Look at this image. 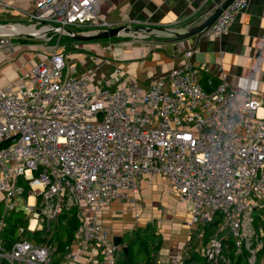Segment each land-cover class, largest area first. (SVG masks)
<instances>
[{"label": "built area", "instance_id": "obj_1", "mask_svg": "<svg viewBox=\"0 0 264 264\" xmlns=\"http://www.w3.org/2000/svg\"><path fill=\"white\" fill-rule=\"evenodd\" d=\"M249 4L236 0L206 35H227ZM0 9L27 22L13 30L32 29L18 36L47 45L50 35L70 38L66 29L117 27L99 0H35L30 12L0 0ZM18 36L1 33L0 52ZM61 49L0 91V264H120L127 243L115 245L103 217L127 203L138 220L142 184L158 178L188 206L193 233L155 264H184L193 238L205 264H264V94L225 81L208 92L189 62L148 89L107 81L96 92ZM14 214L27 225L11 240ZM63 215L78 222L71 242L56 239L68 229Z\"/></svg>", "mask_w": 264, "mask_h": 264}, {"label": "crops", "instance_id": "obj_2", "mask_svg": "<svg viewBox=\"0 0 264 264\" xmlns=\"http://www.w3.org/2000/svg\"><path fill=\"white\" fill-rule=\"evenodd\" d=\"M5 1L25 12L32 11L35 6V0ZM99 3L101 18L117 27L181 29L197 19L212 0H99ZM26 24L19 12L4 13L0 9V27ZM0 30H6L5 35L10 34L7 29ZM49 38L54 41L49 45L60 42L67 63L76 65L80 76L88 78L96 92L107 81L112 83L113 89L134 83L148 89L189 62L201 72L202 80L208 77L218 84L225 81L234 87L248 83L259 94H264V0H250L249 7L236 15L227 35H204L199 42L191 39L182 44H170L149 38L121 37L113 41L92 42V52H85L84 44H81L84 51L74 52L72 46L75 41L72 39L62 37V40L57 35ZM14 42L16 47L13 51L7 54L0 52V91L30 73L49 51L43 40L16 38ZM92 58L102 61L94 63ZM103 60H109L111 64L107 66ZM116 69L120 70L118 77ZM142 185L136 203L142 201L145 208L136 206L140 216L138 220L130 204L116 203L104 215L103 222L113 230L115 237L127 243L129 237H136L138 233L148 236L151 226L157 230L161 223L163 229L170 217V226L174 231L181 230L184 240L179 237L177 241L166 244L159 238L157 245L161 243V247L154 256H174L189 241L191 215L188 206L185 205V210L181 211L170 183L164 178H158L152 184L145 181ZM151 196L153 199H148ZM161 218L166 221L164 224L160 222ZM155 235L157 237L156 232Z\"/></svg>", "mask_w": 264, "mask_h": 264}, {"label": "water", "instance_id": "obj_3", "mask_svg": "<svg viewBox=\"0 0 264 264\" xmlns=\"http://www.w3.org/2000/svg\"><path fill=\"white\" fill-rule=\"evenodd\" d=\"M236 0H212V3L195 19L189 22L181 29H164L152 27L131 28L120 26L110 30H102L98 33L85 35L66 29L70 38L78 43L106 42L119 39L121 37H140L155 39L170 44H182L191 39H196L197 42L207 34L208 31L216 24L223 13L234 4ZM197 21L200 23L196 24ZM2 29L13 30V26L0 27ZM12 34H9V36ZM12 36H18L12 35ZM19 38H29V36L21 35ZM122 238L115 237L114 243L120 246ZM158 244V241L156 242ZM126 252V251H125ZM197 264V263H196Z\"/></svg>", "mask_w": 264, "mask_h": 264}, {"label": "trees", "instance_id": "obj_4", "mask_svg": "<svg viewBox=\"0 0 264 264\" xmlns=\"http://www.w3.org/2000/svg\"><path fill=\"white\" fill-rule=\"evenodd\" d=\"M201 83L203 89L208 92L212 91L219 85L217 81H213L208 77L203 78ZM61 219L67 221L68 229L66 230L64 235H57L56 239L62 242V240L66 238L68 242H71L74 237V231L77 229L78 222L76 221L75 217L70 218L66 215H63ZM26 225L27 222L20 214H14L9 220L11 240L15 238L18 228ZM158 240L159 238L156 237L155 234L149 237L141 236L138 233L136 237H129L126 240V252H123L120 264H155L157 257H155L154 254L159 251L161 247V243L159 245L156 244ZM196 250L197 240L193 238L191 244L188 247V252L184 264H200L199 262H197Z\"/></svg>", "mask_w": 264, "mask_h": 264}, {"label": "rangeland", "instance_id": "obj_5", "mask_svg": "<svg viewBox=\"0 0 264 264\" xmlns=\"http://www.w3.org/2000/svg\"><path fill=\"white\" fill-rule=\"evenodd\" d=\"M15 26V25H14ZM71 29H73L74 31H76V32H78L79 31V29H77V28H71ZM55 37V36H54ZM57 38H59V35H57ZM128 38V37H127ZM131 38V37H130ZM71 39V38H70ZM62 40H63V38H62ZM74 41V40H73ZM52 42H54V41H52ZM51 42V43H52ZM107 42V41H106ZM75 43H77L76 41L74 42V44H73V46H72V48H73V51L74 52H80V51H77V50H75L74 49V45H75ZM81 44V43H80ZM92 44H94V43H84V45H83V47H84V50H86L85 52H92L93 50L90 48V47H92L91 45ZM53 46H55L54 45V43L53 44H51V45H48L47 46V48H51V47H53ZM84 50H82L81 52H83ZM148 199H153V196H151V197H149ZM154 201V200H153ZM148 202V201H147ZM177 203H178V201H176ZM153 203V202H152ZM138 208L139 209H142V208H145V204H143V202L141 201V202H138ZM142 206V207H141ZM178 206H180L179 208L181 209V211H184L185 210V204H182V203H180L179 202V205ZM154 209H155V207H154ZM172 219L170 218V217H168L167 219H166V221H164V218H161V220H160V222H162L163 224L166 222V224H165V227L163 228V229H161L162 228V225H161V223L158 225V227L160 226V228L159 229H155V227L154 226H151L150 227V230H149V232H148V236L149 237H151L153 234H155V232L157 233V237L158 238H160L161 240H160V242H165L166 244H168V243H170V242H174V241H177L178 240V238L179 237H181V239L182 240H184V235H183V233H182V231L180 230H176V231H174L173 229V227H171L170 226V221H171ZM173 222V221H172ZM157 226V225H156ZM188 230H189V235H191V233H193V231L192 230H190V228L188 227ZM189 235H188V237H189ZM126 240V239H125ZM159 241V240H158ZM177 243H179V242H177ZM186 246V245H185ZM185 246H183V248L185 247ZM183 248L180 250V251H182L183 250ZM179 251V252H180ZM178 252V253H179ZM197 257V256H196ZM197 262H199L200 264H205V261L202 259V258H199V257H197Z\"/></svg>", "mask_w": 264, "mask_h": 264}, {"label": "bare ground", "instance_id": "obj_6", "mask_svg": "<svg viewBox=\"0 0 264 264\" xmlns=\"http://www.w3.org/2000/svg\"><path fill=\"white\" fill-rule=\"evenodd\" d=\"M29 30H32V29H29V28H27V27H17V28H15V30H7V32H9L10 34H19V33H22V32H24V33H26V32H29ZM0 32H3V34H4V32L6 33V30H0ZM1 34V33H0Z\"/></svg>", "mask_w": 264, "mask_h": 264}]
</instances>
